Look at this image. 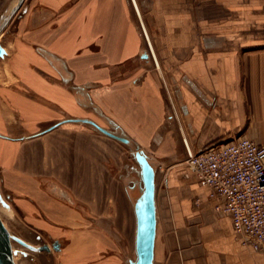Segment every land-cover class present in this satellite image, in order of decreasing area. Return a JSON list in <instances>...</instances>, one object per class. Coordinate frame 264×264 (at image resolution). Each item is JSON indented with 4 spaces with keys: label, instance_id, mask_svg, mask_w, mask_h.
<instances>
[{
    "label": "crops",
    "instance_id": "crops-1",
    "mask_svg": "<svg viewBox=\"0 0 264 264\" xmlns=\"http://www.w3.org/2000/svg\"><path fill=\"white\" fill-rule=\"evenodd\" d=\"M17 24L0 76V180L29 222L87 217L93 233L71 231L73 259L86 242L95 262L112 249L126 194L133 207L138 195L110 170L118 140L81 121L48 128L114 122L163 157L154 264H264L183 148V136L197 150L238 135L264 144V0H32Z\"/></svg>",
    "mask_w": 264,
    "mask_h": 264
},
{
    "label": "rangeland",
    "instance_id": "rangeland-1",
    "mask_svg": "<svg viewBox=\"0 0 264 264\" xmlns=\"http://www.w3.org/2000/svg\"><path fill=\"white\" fill-rule=\"evenodd\" d=\"M32 4V0H25L21 9L16 15V20L18 21L19 17L25 16V14L30 10ZM7 35H1L0 41L6 40ZM7 57L2 58L0 57V76L6 74V69L3 68L4 63L2 60H6ZM8 72V69H7ZM9 74V72H8ZM116 142V141H115ZM118 145L117 150L115 151L118 153H114V157L112 159V163L110 165V170L113 173V176L116 179L121 181L122 187L124 192L126 186H130L134 183V179L137 177V174L133 172L132 168L139 169V164L134 158L133 150L138 145L134 141V145L132 147L118 141L116 142ZM140 148L144 149L145 152L149 154V157L154 162L157 169H160L162 166L163 157H159L155 151L153 152V146H143L138 145ZM186 154L185 146H183ZM122 175V179L119 178ZM115 180V179H114ZM116 181V180H115ZM0 191L2 194L3 199L8 204V206L4 205L0 201V213L9 228V230L16 234L17 236L21 237L25 241L29 242L30 244L34 245L37 249L28 248L17 241H13L14 248L18 250V253L15 255V259L17 264H103L104 261L106 264H129L128 258H135L136 257V249H135V229H136V220H135V213L133 207V199H131L126 194V204H122V217H121V226L112 227L110 229L111 233L113 234V238L116 240V244L112 245V249L105 248L104 250L99 249V252L96 254V262L93 259L94 251L92 247H89L91 243H85L83 246V258L73 259L72 257V237L71 231L75 230L76 233H80L81 236L77 238L78 240L81 239L86 241L88 234L90 235L93 233L92 227H89L88 221L86 220L87 217H81L80 223L81 225H77L74 227H63V226H38L34 225L33 223L29 222L27 219L28 217L25 216V212L19 210L15 202L13 201L12 196L3 190L0 180ZM136 192H139V189L136 188ZM124 196V195H123ZM124 198V197H123ZM125 200V199H123ZM73 207L87 210L86 204L75 201ZM86 215V214H85ZM91 226V225H90ZM101 229V228H97ZM94 232H98L95 230ZM61 239L63 248L61 250H57L53 247V242L56 240ZM48 243L51 246V251L47 250H39V246L42 244ZM79 245V242L77 243ZM93 246V245H92ZM79 249V248H78ZM116 251L123 252V258L120 259L116 255H114ZM80 250V249H79ZM81 252V251H79ZM90 256H92L90 258Z\"/></svg>",
    "mask_w": 264,
    "mask_h": 264
},
{
    "label": "built area",
    "instance_id": "built-area-1",
    "mask_svg": "<svg viewBox=\"0 0 264 264\" xmlns=\"http://www.w3.org/2000/svg\"><path fill=\"white\" fill-rule=\"evenodd\" d=\"M183 142L186 166L220 200L216 210L230 216L244 245L264 252V144L245 135L198 150Z\"/></svg>",
    "mask_w": 264,
    "mask_h": 264
},
{
    "label": "water",
    "instance_id": "water-1",
    "mask_svg": "<svg viewBox=\"0 0 264 264\" xmlns=\"http://www.w3.org/2000/svg\"><path fill=\"white\" fill-rule=\"evenodd\" d=\"M23 1L24 0H16V2L13 4L10 12L5 16L3 21L0 22V32L7 24L8 20L20 8ZM4 51L5 50L0 45V52L2 53ZM66 121L89 122L97 126L104 134L117 138L123 142H127V143L129 142L128 137L118 136L114 132L101 126L95 120L89 118L73 117V118H67L61 120L59 121L58 124ZM54 126H51L48 129H51ZM135 157L137 163L141 168L143 186H142V193L134 203V211L136 216L135 249H136L137 258L135 260H132L131 264H154L157 225H158L157 205H156L157 167H155L150 162L149 155L142 148H139L136 151ZM0 201L4 205L8 206V204L5 202V200L2 197L1 191H0ZM14 240L28 248L37 249L34 245L25 241L16 234H13L9 230V228L7 227V225L5 224V222L3 221L0 215V264H16L14 258L15 255L18 253V250L13 248ZM53 247L59 250L58 240L53 242ZM38 249L51 251V246L48 243H45L39 246Z\"/></svg>",
    "mask_w": 264,
    "mask_h": 264
},
{
    "label": "flooded vegetation",
    "instance_id": "flooded-vegetation-1",
    "mask_svg": "<svg viewBox=\"0 0 264 264\" xmlns=\"http://www.w3.org/2000/svg\"><path fill=\"white\" fill-rule=\"evenodd\" d=\"M25 1V0H24ZM23 1V3H24ZM16 2V0H0V3L2 4V7L0 9V22L3 21V19L5 18V16L10 12L13 4ZM22 3V5H23ZM22 5L20 6V8L13 14V16L8 20L7 24L4 26V28L2 29V31L0 32V36L1 35H7V37L11 34H14V32L16 31V29L18 28V24H17V20H16V15L17 13L19 12V10L21 9ZM37 11L35 10H32V19L31 21L36 24L37 23ZM31 14V8L30 10L25 14V16ZM25 16H20L18 20H21L23 17ZM0 45L1 47L5 50L4 52H0V57L2 58H5V57H8L9 56V51L6 49V46L4 44V41H0ZM37 50H42L40 46H37L36 47ZM143 59L147 60L148 59V54L145 52L143 53V55L141 56ZM69 79H65V81L68 82ZM58 122L52 124L51 126L55 125V124H58ZM88 124H91L89 122H86ZM93 125V124H92ZM101 125V124H100ZM49 126V127H51ZM97 130L101 131L97 126L93 125ZM102 126V125H101ZM105 128H107L108 130L114 132L115 134H117L118 136H126L129 138V142H123L119 139H117L118 141L132 147L134 145V141L129 137L127 136L123 131H121L119 129V126L114 123V122H111L109 124V126H103ZM102 132V131H101ZM140 147L137 145L136 148H134L133 150V155H134V158L136 160V157H135V153L136 151L139 149ZM150 159V162L153 164L154 162ZM137 161V160H136ZM154 165V164H153ZM155 166V165H154ZM140 167V166H139ZM133 169V172H135L137 174V177L133 180L134 183L132 185H130L131 187H136L139 189V192H137V197L136 199L140 196V194L142 193V186H143V182H142V174H141V168L137 169V168H132ZM136 201V200H135ZM59 250H61L63 248V244H62V241L61 239L59 238ZM119 255V258L122 259L123 258V252L122 251H117V253ZM137 258V255L135 258H129V264H131V261L132 260H135Z\"/></svg>",
    "mask_w": 264,
    "mask_h": 264
},
{
    "label": "bare ground",
    "instance_id": "bare-ground-1",
    "mask_svg": "<svg viewBox=\"0 0 264 264\" xmlns=\"http://www.w3.org/2000/svg\"><path fill=\"white\" fill-rule=\"evenodd\" d=\"M136 200V199H135ZM0 215H1V217H2V214L0 213ZM2 219H3V217H2ZM3 221H4V219H3ZM5 222V221H4ZM6 224V223H5ZM13 248H14V245H13ZM15 249V248H14ZM15 259V258H14ZM15 263L17 264V262H16V259H15Z\"/></svg>",
    "mask_w": 264,
    "mask_h": 264
}]
</instances>
